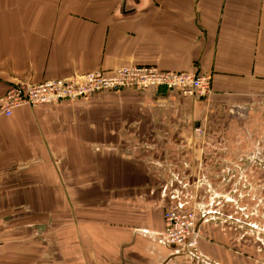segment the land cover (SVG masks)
I'll list each match as a JSON object with an SVG mask.
<instances>
[{"label": "crops", "instance_id": "1", "mask_svg": "<svg viewBox=\"0 0 264 264\" xmlns=\"http://www.w3.org/2000/svg\"><path fill=\"white\" fill-rule=\"evenodd\" d=\"M131 64L208 75L212 91L126 88L0 116V264H264L220 220L200 221L199 255L141 233L176 204L165 166L223 180L238 159L229 125L198 132L264 110V0H0V97Z\"/></svg>", "mask_w": 264, "mask_h": 264}, {"label": "rangeland", "instance_id": "2", "mask_svg": "<svg viewBox=\"0 0 264 264\" xmlns=\"http://www.w3.org/2000/svg\"><path fill=\"white\" fill-rule=\"evenodd\" d=\"M255 113L259 119L252 118V122L248 116L249 112L241 110L233 112L231 117L214 116L213 121L208 125L209 132H198L199 136L207 134L208 140L216 141L222 139L224 135L222 130L229 125V131L228 128L226 129L228 132L225 130L227 133L225 139L230 140L231 143L227 153L232 152V155L238 159L227 160L221 167L226 174L223 180L215 178L216 174L212 176L209 166L199 163L193 164L191 168L193 176L189 177L178 174L174 166H165L167 175L164 179L167 190L172 188L171 192H176L175 188H178L181 196L186 194L193 200L192 206L205 205V202H208V208L211 210L209 221L220 220L223 224L235 226L239 231L241 242L256 246L258 252L262 253L264 252V110ZM239 141L242 142L241 145L234 144H238ZM251 161L253 162L249 168L248 164ZM218 169V165L213 167L214 172L216 170L218 172Z\"/></svg>", "mask_w": 264, "mask_h": 264}, {"label": "built area", "instance_id": "3", "mask_svg": "<svg viewBox=\"0 0 264 264\" xmlns=\"http://www.w3.org/2000/svg\"><path fill=\"white\" fill-rule=\"evenodd\" d=\"M155 87L178 90L183 95H208L212 91V77L192 72L165 71L149 64L125 65L113 71L78 73L67 78L13 86L0 97V116H10L14 109L21 106L77 101L102 91L119 92L126 88L142 90ZM178 192L177 188L172 195L176 204L164 213V228L143 233L163 244L183 247L199 255L200 221H208L211 210L202 204L192 206L191 198L186 194L181 196Z\"/></svg>", "mask_w": 264, "mask_h": 264}]
</instances>
